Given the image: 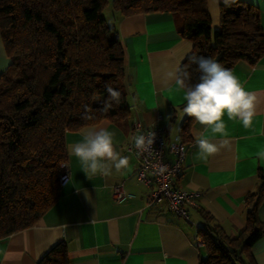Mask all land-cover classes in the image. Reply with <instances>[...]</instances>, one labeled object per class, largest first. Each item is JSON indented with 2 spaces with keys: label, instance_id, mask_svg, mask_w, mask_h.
I'll return each mask as SVG.
<instances>
[{
  "label": "trees",
  "instance_id": "16d2710c",
  "mask_svg": "<svg viewBox=\"0 0 264 264\" xmlns=\"http://www.w3.org/2000/svg\"><path fill=\"white\" fill-rule=\"evenodd\" d=\"M114 19L137 13L172 12L181 37L193 43L181 71L199 81L191 56L213 57L233 69L264 56L261 10L245 0H219L220 24L212 26L207 0H0V31L10 64L0 75V238L35 225L59 199L62 164L68 161L66 134L109 120L131 127L125 49ZM106 86L120 92L119 103L103 111ZM85 106L91 119H84ZM195 118L187 116L179 134L192 142ZM261 184L245 197L246 226L230 236L204 213L209 228L200 264H258L254 244L264 235L259 208ZM211 225V226H210ZM38 264H70L67 244H56Z\"/></svg>",
  "mask_w": 264,
  "mask_h": 264
},
{
  "label": "crops",
  "instance_id": "0c3cea01",
  "mask_svg": "<svg viewBox=\"0 0 264 264\" xmlns=\"http://www.w3.org/2000/svg\"><path fill=\"white\" fill-rule=\"evenodd\" d=\"M212 26L220 24L219 0H207ZM259 7L264 26V0H245ZM125 49L128 101L131 127L103 120L66 134L67 148L82 139L90 128H107L116 133L117 151L129 158V165L109 176L89 179L79 159L69 154L66 162L69 179L62 184L59 199L33 226L0 238V264H38L50 249L64 241L70 264H200L205 255V241L199 234L209 228L204 213L213 217L230 236H237L246 226L245 197L256 191L264 170L257 157L264 150V56L255 64L239 62L232 70L247 91L256 96L252 127L228 119L224 121L227 136L216 134L214 142L229 144L206 162L197 156L193 132L202 129L197 121L192 126L193 141L182 175L177 184L186 189L201 190L198 206L189 208V216L170 209L166 200L148 205L150 190L136 176L137 158L127 146L137 133L134 122L143 127L161 125L168 141L179 134L183 89L176 84L182 62L192 52L191 40L181 37L172 12H148L127 15L117 22ZM10 64L0 31V75ZM162 119H158L159 115ZM69 153V150H68ZM122 183L128 197L116 201L113 186ZM264 222V198L259 208ZM211 226V225H210ZM258 264H264V235L254 244Z\"/></svg>",
  "mask_w": 264,
  "mask_h": 264
},
{
  "label": "clouds",
  "instance_id": "9594fccd",
  "mask_svg": "<svg viewBox=\"0 0 264 264\" xmlns=\"http://www.w3.org/2000/svg\"><path fill=\"white\" fill-rule=\"evenodd\" d=\"M226 6H230L234 0H223ZM191 62L197 65L199 81L191 82V73L183 70L175 77L176 84L183 89L182 115L195 118L202 129L193 132L195 145L198 148L197 156L205 162L221 147L229 144L223 141L220 145L214 142L216 134L227 136V127L224 121L225 113L228 119L239 121L243 127H252L256 112V96L247 91L239 77L230 68L225 67L213 57L191 56ZM177 69V72H180ZM109 100L102 106L107 111L111 101L119 103L120 92L110 86H106ZM84 119H91L90 109L85 106ZM264 134V133H262ZM155 132H149L146 136L141 134L134 138L136 149L143 151L147 145L154 142ZM116 133L107 128H90L82 133V139L69 146V154L77 157L82 165V170L89 179L97 174L109 176L113 170L120 172L129 165V158L117 151L115 144ZM179 140V137H177ZM257 157L264 161V150L257 153Z\"/></svg>",
  "mask_w": 264,
  "mask_h": 264
},
{
  "label": "built area",
  "instance_id": "2783aa9c",
  "mask_svg": "<svg viewBox=\"0 0 264 264\" xmlns=\"http://www.w3.org/2000/svg\"><path fill=\"white\" fill-rule=\"evenodd\" d=\"M158 119H162L161 114ZM134 128L137 136L143 134L146 139L149 132L156 134L154 142L143 151L135 148L134 141L127 146L137 158L135 172L138 180L150 188L147 195L148 205L166 200L171 210L188 217L189 208L198 206V199L202 194L201 190L186 189L177 184V179L184 170L188 143L180 135L168 141L165 128L161 125L145 128L139 121H135ZM60 179L62 184L69 179L66 162L62 164ZM112 195L116 201H122L129 196L122 183L113 186Z\"/></svg>",
  "mask_w": 264,
  "mask_h": 264
},
{
  "label": "rangeland",
  "instance_id": "374dc122",
  "mask_svg": "<svg viewBox=\"0 0 264 264\" xmlns=\"http://www.w3.org/2000/svg\"><path fill=\"white\" fill-rule=\"evenodd\" d=\"M103 13L107 17L110 24L117 25V21L114 19L115 10L111 5H109L107 8H105Z\"/></svg>",
  "mask_w": 264,
  "mask_h": 264
}]
</instances>
